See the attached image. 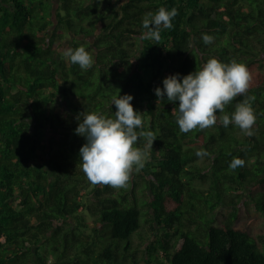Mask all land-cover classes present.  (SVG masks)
Instances as JSON below:
<instances>
[{
	"label": "trees",
	"instance_id": "16d2710c",
	"mask_svg": "<svg viewBox=\"0 0 264 264\" xmlns=\"http://www.w3.org/2000/svg\"><path fill=\"white\" fill-rule=\"evenodd\" d=\"M109 1L0 0V264H264V0H117L107 14ZM160 7L178 9L173 27H161L159 44L141 40L144 17ZM95 29L91 43L70 46L94 53L91 69L62 57L67 35ZM211 57L247 65L252 136L219 120L181 133L178 101L155 95L165 77L182 79ZM118 93L133 96L156 136L141 170L154 236L143 246L132 244L142 218L134 191L92 185L79 157L86 138L75 133L83 111L114 117ZM199 144L213 154L210 173L194 162ZM235 157L245 163L233 170Z\"/></svg>",
	"mask_w": 264,
	"mask_h": 264
},
{
	"label": "clouds",
	"instance_id": "9594fccd",
	"mask_svg": "<svg viewBox=\"0 0 264 264\" xmlns=\"http://www.w3.org/2000/svg\"><path fill=\"white\" fill-rule=\"evenodd\" d=\"M178 15V9L170 11L160 7L155 14L149 12L143 19V28L147 31L141 40L154 39L159 44L160 29H171L172 20ZM203 42L211 44L214 40L204 34ZM63 58L72 64H78L82 70L93 67L92 55L84 46L75 49L69 47L61 50ZM252 76L244 62L232 59L225 63L211 57L195 71L184 75L171 74L163 79V88L157 87L155 95L158 100L177 102L178 110L174 112L181 133L204 130L219 123L227 128L234 124L245 135L252 136L256 122L252 107L254 96H246ZM238 96L245 99L235 105L231 115L225 109ZM131 94L114 95V117H108L99 111L79 113L75 133L86 138L79 150L82 171L92 185L109 186L115 189H127L133 172H140L148 159L147 149L153 146L156 136L152 131H145L142 113L137 111L131 101ZM217 112L223 115L217 117ZM140 129V131H137ZM146 141L144 148L138 147L141 139ZM198 157L210 155L206 150H198ZM244 160L233 158L229 167L235 169L244 165Z\"/></svg>",
	"mask_w": 264,
	"mask_h": 264
},
{
	"label": "rangeland",
	"instance_id": "374dc122",
	"mask_svg": "<svg viewBox=\"0 0 264 264\" xmlns=\"http://www.w3.org/2000/svg\"><path fill=\"white\" fill-rule=\"evenodd\" d=\"M58 0H51L52 3V8H54L57 4ZM107 5V14H112L114 12V9L116 8V4H117V0H111V2L109 1L105 3ZM104 22L107 21V19H103ZM101 23L98 24V26ZM98 28V27H97ZM97 32V29H95L93 31L92 34L90 35H67L63 41L62 44L58 47V51H61L62 49H66L69 48L72 44L73 41H88V42H92L95 33ZM259 51H261L260 49H257ZM93 60H95V56L94 53L90 52ZM260 56H262V54H260ZM259 68H261V70H263L264 72V65L259 66ZM149 76V74L147 75V77ZM61 102H62V96L59 95L57 98V104L55 103V105H59L58 107H60L61 112H63V108H61ZM210 129H214V127H210ZM228 129V128H227ZM229 129L231 131H233L235 133L236 136H238L239 138H242L245 134L238 128L236 127L234 124L231 126V128L229 127ZM199 148L206 150L208 153H210L207 149H205L203 147L202 144L198 145ZM212 157L213 154L210 153V155L208 156H204L203 158L198 157L194 162L195 164L199 167V172L201 173H210V165L212 162ZM254 162V158L253 157H249L247 159V165L250 166L252 163ZM142 171L140 172H133L132 175V179L130 181V186L125 190V192L127 194H129L131 191H134L135 196L137 197L138 201H139V206L142 210V218H141V223H140V227L137 229V231L132 235V244L135 246H143L145 241H150L154 236L152 235V230L150 227V211L148 209V200L150 199V190L149 187H147V183L145 181V178L141 175ZM195 186L198 187H207L209 184L208 180L205 181H198L195 180L194 181ZM113 190L116 192L119 189H115L113 188ZM247 197L244 196L242 198L241 203H243V201H246ZM247 207L246 209L249 210V212L253 211V206L251 205L250 202L247 203ZM224 206V205H222ZM192 212V211H191ZM86 217V221L87 222H91L92 221V217H90L89 215H85ZM261 223L264 224V216H259ZM70 221V219H68ZM76 220L74 218H72L71 222H75ZM93 224V223H91ZM261 227H263V225H261ZM85 231H87V228L85 229ZM139 254H141L139 252Z\"/></svg>",
	"mask_w": 264,
	"mask_h": 264
}]
</instances>
